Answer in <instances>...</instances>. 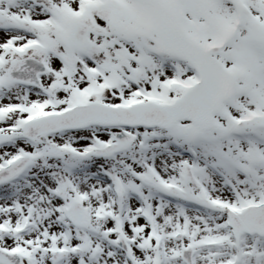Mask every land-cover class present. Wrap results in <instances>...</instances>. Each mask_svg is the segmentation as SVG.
<instances>
[{
	"label": "snow or ice",
	"instance_id": "snow-or-ice-1",
	"mask_svg": "<svg viewBox=\"0 0 264 264\" xmlns=\"http://www.w3.org/2000/svg\"><path fill=\"white\" fill-rule=\"evenodd\" d=\"M0 264H264V0H0Z\"/></svg>",
	"mask_w": 264,
	"mask_h": 264
}]
</instances>
